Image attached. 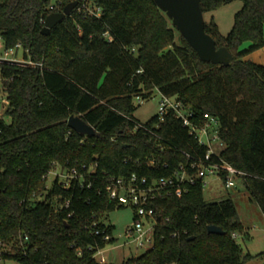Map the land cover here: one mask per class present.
Masks as SVG:
<instances>
[{
  "label": "trees",
  "instance_id": "1",
  "mask_svg": "<svg viewBox=\"0 0 264 264\" xmlns=\"http://www.w3.org/2000/svg\"><path fill=\"white\" fill-rule=\"evenodd\" d=\"M73 1L0 0L4 49L21 44L35 64L0 63L10 118H0V264H100L96 248L114 243L105 240L114 226L103 216L124 207L109 199V180L136 175L152 184L187 166L185 153L204 158L207 147L172 112L145 124L154 135L134 132L137 98L157 91L177 97L198 123L205 114L218 120L224 149L213 160L245 173L241 179L264 212V65L249 58L264 47V0H241L227 36L215 22L205 23L217 46L235 55L228 67L202 61L153 0H79L70 17L43 35L46 17ZM232 1L200 5L205 14ZM72 115L96 135L72 130ZM56 164L82 179L69 188L58 179L48 183ZM188 188L181 197L172 189L160 192L150 205L162 218L154 246L122 264L251 258L233 238L247 236L234 202H207L201 180ZM212 225L225 234H209Z\"/></svg>",
  "mask_w": 264,
  "mask_h": 264
},
{
  "label": "built area",
  "instance_id": "2",
  "mask_svg": "<svg viewBox=\"0 0 264 264\" xmlns=\"http://www.w3.org/2000/svg\"><path fill=\"white\" fill-rule=\"evenodd\" d=\"M53 10L54 7H51ZM83 10H88L90 14H95L94 10H89L85 5ZM99 12V11H98ZM23 49L21 44H18L15 48L9 49L5 52V57L0 58L2 62H17L15 56H17L18 50ZM35 65L32 62H22ZM40 66V64H36ZM160 93L159 91H157ZM161 94V101L159 103V119L165 120V116L170 112L174 113L178 119L183 123V126L188 129L189 135L197 138L198 142L202 146L207 147V152L204 158L197 159L195 156L186 154L189 164L187 166L180 165L175 173L169 178H162L158 182L155 181L152 184L148 183L146 178L139 179L136 175H133L130 179L124 178H111L106 187V192L111 201L116 202L118 206H132L135 208V216L133 225L126 230L125 237L127 243L122 244L125 246H134L137 250H145V252L151 249L155 243V232L158 225V221L162 219L158 218L156 211L151 207V203L157 198L162 190L172 189L175 190V194L181 197L188 191L190 185H194L198 180L202 181L203 190L207 188L208 184L205 179L208 176H219L222 178V173L226 174L225 186L227 189L236 187V179L242 178L245 173L234 168L232 165L223 161H214L213 158H220L219 154H216L212 148V141L214 139L221 140L219 122L216 118L205 114L203 121L198 123L195 121V116L190 110H188L182 101L175 96H168ZM146 99L143 96L137 98L136 103L141 105ZM9 107L8 98L3 100L0 104V111H6ZM133 120V119H132ZM134 132L143 129L147 133L153 134V130L148 128L145 124L135 121ZM211 134L214 137H211ZM222 141V140H221ZM223 144V142H222ZM163 149V147L161 148ZM60 171H56L54 167L46 176L48 183L54 179H58L59 183L65 188H69L74 179H82L79 176L78 171L72 169L70 171L64 170L61 166L56 164ZM95 166H91L89 171H93ZM238 234H233V238L237 240ZM105 240L115 241L113 235H106ZM106 247V246H105ZM96 248L94 258L100 264H107L104 256V248ZM81 254V252H79Z\"/></svg>",
  "mask_w": 264,
  "mask_h": 264
},
{
  "label": "rangeland",
  "instance_id": "3",
  "mask_svg": "<svg viewBox=\"0 0 264 264\" xmlns=\"http://www.w3.org/2000/svg\"><path fill=\"white\" fill-rule=\"evenodd\" d=\"M59 0H51V4H57ZM243 2L235 0L230 3L221 5L217 9L204 14L206 22H215L219 31L223 36H227L231 31L236 13L242 8ZM248 44H245L246 47ZM6 50L4 43L0 38V58L5 57ZM23 49L18 50L17 62H31L26 59ZM250 60L264 65V47L258 49L249 55ZM7 99L6 94L2 91V75L0 72V104ZM161 101V94L155 92L153 97L145 100L141 105L136 103V110L133 113L134 118L142 124H147L159 113V103ZM6 111H0V118H5L10 122V118L5 117ZM211 137H214L211 134ZM212 148L216 154H219L224 149V144L219 139L212 141ZM56 171L59 167L55 166ZM208 184L204 189V199L209 202H218L225 199H231L238 212L239 220L245 230L246 235H239L237 239L238 244L242 247V256L249 255L251 258L244 264H264V212L260 206L251 198L241 178L236 179V187L227 189L223 178L219 176H208L205 179ZM135 216V208L132 206H125L117 208L111 212H107L103 216V221L114 226L113 237L115 239L113 244H108L103 250L107 264H122L125 260L132 256H139L145 250H137L134 246L122 247V244L127 243L125 237L126 230L133 225ZM1 264H18L15 260H7Z\"/></svg>",
  "mask_w": 264,
  "mask_h": 264
},
{
  "label": "water",
  "instance_id": "4",
  "mask_svg": "<svg viewBox=\"0 0 264 264\" xmlns=\"http://www.w3.org/2000/svg\"><path fill=\"white\" fill-rule=\"evenodd\" d=\"M153 1L172 21L202 61L226 67L233 63L235 55L226 47H218L214 38L206 32V21L200 0ZM79 2V0L73 1L67 4L62 12L48 15L44 21L43 35H48L65 18L70 17L72 12L78 7ZM68 126L75 132L85 136L96 135L95 129L80 116L72 115L69 118ZM208 233L223 235L225 231L221 227L212 225L208 227ZM189 241H192V238Z\"/></svg>",
  "mask_w": 264,
  "mask_h": 264
},
{
  "label": "crops",
  "instance_id": "5",
  "mask_svg": "<svg viewBox=\"0 0 264 264\" xmlns=\"http://www.w3.org/2000/svg\"><path fill=\"white\" fill-rule=\"evenodd\" d=\"M259 64H260V63H259ZM261 65H262V64H261ZM238 238H239V236H238ZM238 238H237V239H238Z\"/></svg>",
  "mask_w": 264,
  "mask_h": 264
}]
</instances>
